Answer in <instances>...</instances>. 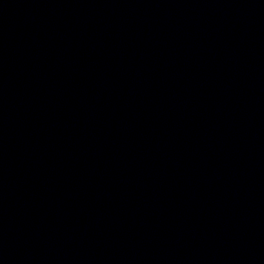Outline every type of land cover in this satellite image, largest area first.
Here are the masks:
<instances>
[{
	"label": "water",
	"instance_id": "water-1",
	"mask_svg": "<svg viewBox=\"0 0 264 264\" xmlns=\"http://www.w3.org/2000/svg\"><path fill=\"white\" fill-rule=\"evenodd\" d=\"M0 264H264V0H0Z\"/></svg>",
	"mask_w": 264,
	"mask_h": 264
}]
</instances>
